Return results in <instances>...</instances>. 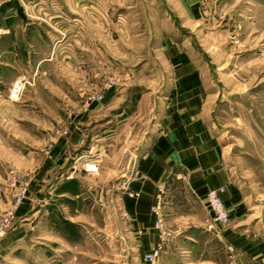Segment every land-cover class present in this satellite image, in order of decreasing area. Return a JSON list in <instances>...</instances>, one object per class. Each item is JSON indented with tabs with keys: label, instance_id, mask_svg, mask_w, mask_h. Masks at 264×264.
I'll list each match as a JSON object with an SVG mask.
<instances>
[{
	"label": "rangeland",
	"instance_id": "obj_1",
	"mask_svg": "<svg viewBox=\"0 0 264 264\" xmlns=\"http://www.w3.org/2000/svg\"><path fill=\"white\" fill-rule=\"evenodd\" d=\"M138 1L0 0V264H149L122 196L138 197L131 170L160 132L174 79L154 75ZM206 2L202 21L188 30L194 36L178 39L202 71L204 120L240 206L224 204L230 222L210 229L208 219L214 236L198 233L194 240L198 250L211 247L204 260L264 264V0ZM73 127L81 143L65 160L53 159V145ZM42 134L49 140L36 160L67 166L65 177L83 182L69 205L47 191L31 194L36 167L19 154L27 144L40 148ZM94 162L97 170L86 171ZM169 184L176 216L164 221L166 193L149 208L155 247L160 203L169 233L162 249L184 222L179 216L198 223L207 217L204 198L201 206L182 181Z\"/></svg>",
	"mask_w": 264,
	"mask_h": 264
},
{
	"label": "crops",
	"instance_id": "obj_2",
	"mask_svg": "<svg viewBox=\"0 0 264 264\" xmlns=\"http://www.w3.org/2000/svg\"><path fill=\"white\" fill-rule=\"evenodd\" d=\"M146 2V0L138 1L143 21L146 23L147 56L154 67V75L162 79L167 76L171 77L174 79V85L167 99L165 114L159 122L161 126L159 134L153 138L147 150L138 158L135 167L131 170L133 174L130 188L138 193V197L134 199L122 196L126 214L130 216L135 225L137 223L135 233L139 239L141 238L138 246L141 254H146L155 245L152 230L154 218L149 208L160 199L161 192L165 194L168 190L170 191L168 188L170 182L182 181L188 189L190 200L192 199L201 206H203L202 200L208 190L224 187L225 191L221 195L223 203L228 208L240 206L239 192L231 185L230 174L220 164L218 141L208 132L204 120L203 111L206 108L208 93L201 79L202 71L186 52V41L183 38L178 39L180 33L190 38L194 36L188 30L202 21L205 5L208 3L206 0H163L169 14L157 0L150 1V5ZM171 16L176 19L178 28L182 31L175 26ZM72 105H74L73 102ZM43 123L51 125L49 121ZM74 123L73 119L72 125ZM41 140L40 148L27 144L25 145L26 153L19 154L21 159L30 160L29 165L36 167L34 168L35 177L30 185L31 194L47 191L54 198L66 199L69 205L73 198H78L77 190L73 188L79 189L83 182L76 176L66 178L65 175L70 170L67 166L53 169L52 161L38 162L36 159H39L40 151H43L42 148L48 142L49 135L42 134ZM79 143L81 139L76 135L73 127L68 137L57 139L51 149L52 158L65 160L70 148L75 145L79 146ZM6 150L11 153L10 148ZM82 174L83 179L88 177L87 174V176ZM42 183L46 185L43 186ZM38 195L40 196V194L35 196ZM165 195L171 196L169 193ZM165 195L161 197L164 199ZM171 199L172 196L166 200L167 202L163 200L161 202L164 212L168 210L164 221L177 214V208L171 206L173 203ZM73 213L77 211L74 210ZM70 217L65 219L73 223ZM179 218L184 222L180 221L183 223L177 224L172 228L173 230H170L171 238L161 251V264H218L211 259L204 260L202 256L207 250H211V247H204L205 251L198 250V245L194 240L198 233L204 234L207 238L210 235L214 236V231L205 226L208 219L210 220L208 211L204 223L195 222L192 216L181 215ZM179 237L193 244L180 245L177 241ZM196 254H199V257L194 260Z\"/></svg>",
	"mask_w": 264,
	"mask_h": 264
},
{
	"label": "built area",
	"instance_id": "obj_3",
	"mask_svg": "<svg viewBox=\"0 0 264 264\" xmlns=\"http://www.w3.org/2000/svg\"><path fill=\"white\" fill-rule=\"evenodd\" d=\"M20 90V84L17 83L16 86H14L13 93H17ZM85 170L89 172H94L97 170L96 163L92 164H86ZM225 191L224 187H219L217 189H210L205 193L204 201H205V207L210 214V224L208 228L213 229L216 225H227L230 222V217L228 214V211L226 210L223 200H222V193ZM19 199H15V204H17ZM159 203L157 204V207L154 208V216L156 217V226L159 231V241L158 244L153 247V249L145 254V260L149 262V264H157L158 256L160 254V251L162 249V244L164 241L168 238L169 233L162 229V216L159 212ZM11 214V213H10Z\"/></svg>",
	"mask_w": 264,
	"mask_h": 264
},
{
	"label": "water",
	"instance_id": "obj_4",
	"mask_svg": "<svg viewBox=\"0 0 264 264\" xmlns=\"http://www.w3.org/2000/svg\"><path fill=\"white\" fill-rule=\"evenodd\" d=\"M159 3H160V5L170 14V12H169V10L167 9V7L165 6V4H164V2H163V0H157ZM172 17V16H171ZM172 19H173V21H174V24H175V26L178 28V24H177V21H176V19L174 18V17H172ZM179 29V28H178ZM180 31H182L181 29H179Z\"/></svg>",
	"mask_w": 264,
	"mask_h": 264
}]
</instances>
